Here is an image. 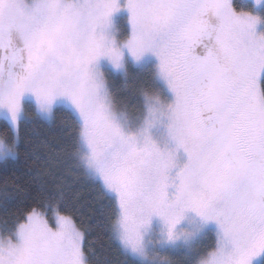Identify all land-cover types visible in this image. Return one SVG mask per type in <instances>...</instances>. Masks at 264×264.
<instances>
[{"label":"snow or ice","instance_id":"1","mask_svg":"<svg viewBox=\"0 0 264 264\" xmlns=\"http://www.w3.org/2000/svg\"><path fill=\"white\" fill-rule=\"evenodd\" d=\"M0 122L35 166L0 184V264H97L70 177L121 264H264V0H0Z\"/></svg>","mask_w":264,"mask_h":264},{"label":"trees","instance_id":"2","mask_svg":"<svg viewBox=\"0 0 264 264\" xmlns=\"http://www.w3.org/2000/svg\"><path fill=\"white\" fill-rule=\"evenodd\" d=\"M113 79L118 95L126 96L127 92L123 87L122 79L119 76ZM2 127L3 123L0 122V129ZM62 135L63 129L60 124L59 113H57L55 120L52 122L43 119L32 121L24 129L23 133L24 142L33 144L47 142L49 145H54ZM30 169L35 170L33 158L31 155H26L24 150L21 149V154L17 161L9 163L7 167L0 165V184L7 178L10 184L18 183L23 185L32 175ZM70 181H72V193L78 194L83 219L86 225L90 226L87 245L94 250L97 264H121L122 257L117 251L115 242L109 238V234L104 227L96 193L86 180H74L70 177Z\"/></svg>","mask_w":264,"mask_h":264},{"label":"rangeland","instance_id":"3","mask_svg":"<svg viewBox=\"0 0 264 264\" xmlns=\"http://www.w3.org/2000/svg\"><path fill=\"white\" fill-rule=\"evenodd\" d=\"M245 2H251V0H245Z\"/></svg>","mask_w":264,"mask_h":264}]
</instances>
